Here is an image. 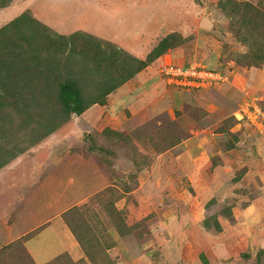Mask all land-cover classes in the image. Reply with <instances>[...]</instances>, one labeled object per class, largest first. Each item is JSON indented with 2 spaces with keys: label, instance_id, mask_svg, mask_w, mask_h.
Listing matches in <instances>:
<instances>
[{
  "label": "rangeland",
  "instance_id": "obj_1",
  "mask_svg": "<svg viewBox=\"0 0 264 264\" xmlns=\"http://www.w3.org/2000/svg\"><path fill=\"white\" fill-rule=\"evenodd\" d=\"M222 1L3 0L6 6L0 8V29L28 14L57 34L84 32L126 48L141 59L170 33H178L184 40L142 70L143 79L138 84H127L128 94L120 90L110 94L105 118L72 115L50 135L56 141L53 146L45 143L49 136L23 153L22 167L69 164L100 167L106 174L103 190H94L86 202L72 206L62 217L81 236L80 243L76 239L81 256L66 253L49 264H175V248L182 261L191 264L185 254L191 238L188 229L197 217L203 226L214 214L208 210L204 216L207 207L199 211L198 200L210 199V186L216 184V177L228 184L222 187L218 183L216 195L222 209L230 207L232 212L234 206L246 207L255 198L264 197V185L254 187V179L264 167H260L261 162L258 167H247L257 157L244 151L240 161L232 158L235 166L224 167L223 155L225 150L234 149H224L233 133L244 137L242 131L252 135L264 127V0H235L239 9L233 3L227 11L219 8ZM259 48L263 49L262 58L255 56ZM39 51L42 59L48 57L49 53ZM165 64L174 72L178 67L189 68L195 73L189 79L199 88L168 82L161 71ZM211 71L221 78L208 83L206 73ZM254 71L260 77H250ZM157 101L154 110L160 115L152 117L145 104ZM133 113L137 115L134 118ZM191 129L198 132L199 139L192 146L186 139ZM6 136L9 143L16 139L19 147L31 139L28 136L18 141L14 134ZM205 145L217 151L198 159L195 166L199 167H188L196 154L205 152ZM48 154L50 159H46ZM204 159L216 167H201ZM247 173L245 184L242 179ZM86 180L87 188L96 181L93 175ZM261 222L264 233V218ZM262 245L252 255L247 254L251 256L246 258L247 264H264V239ZM26 260L15 259L13 263L28 264Z\"/></svg>",
  "mask_w": 264,
  "mask_h": 264
},
{
  "label": "crops",
  "instance_id": "obj_2",
  "mask_svg": "<svg viewBox=\"0 0 264 264\" xmlns=\"http://www.w3.org/2000/svg\"><path fill=\"white\" fill-rule=\"evenodd\" d=\"M125 42L128 43V40ZM257 74L254 71L249 75L256 79L260 77ZM140 75L141 73L120 86L116 91L120 90L127 93V84L131 82L138 84L143 79L140 78ZM240 75L241 77L245 75L244 70ZM242 81L244 82V80ZM152 85L150 83V86ZM164 97H167V95H164ZM158 102H155L156 105L153 102L145 104L148 107L146 109L153 113L151 114L152 117L160 115L159 113L155 114L156 110H154L158 106ZM105 106L107 107V105L95 104L80 116L92 117L95 114L99 115L98 120L103 119L105 118L103 117ZM136 116L133 113L132 118ZM258 128H262V131L252 135L246 130L245 132L242 131L244 137L240 136V140L235 144V147L244 145L242 148L239 146V149H235L234 147L232 150L223 152V155L226 156L224 157L226 164L224 167L235 166L236 162H233L232 158H237L240 161V157H242L240 153L244 151L258 158L254 160L253 165H246L247 167H258V162H261L260 167H264V127L260 126ZM190 132V137L185 138L188 140V144L192 146L199 139L198 132H194L192 129ZM203 137H205L204 134ZM55 142L54 138L50 136L45 143L53 146ZM43 146L46 147L45 144ZM206 146L208 145L204 147ZM38 148L36 147L35 150ZM216 151L214 147H206L205 152H199L196 154L195 160L191 159L188 167H199L195 166L198 165V159L203 158L205 155L209 157ZM25 156L23 154L0 168V264H18L17 262L13 263L15 259L19 262L22 259H27L28 264H49L56 257L66 253L74 258L80 257L82 252L78 246V241L74 237L67 219L62 217L72 206L86 202L92 196L94 190H103L102 188L107 183L105 172L100 167H68L69 164H67V167H22L19 162ZM47 156L46 159H50L51 154ZM203 164L201 167H216L215 163L212 164L210 160L205 161L204 159ZM89 175H93L96 181L94 185L87 188L86 185L89 183H84V180ZM257 175L254 179V187L260 189L264 185L263 169ZM248 176L247 173L244 177L245 180L242 179L245 184H247ZM214 182L216 184L210 186L211 191L208 195L210 199L201 200L204 207L198 200L199 211L201 212H203L209 201L215 200L214 204L207 210L204 209V216L209 213L208 210L212 213H219L218 201L220 199L216 195L220 190L218 183L222 187L228 185L223 183L224 181L218 180L217 177ZM227 190L228 192L232 191V187L227 188ZM262 207H264V197H257L246 207L234 206L230 217H225L219 213L220 231L215 228L206 231L204 226L199 224L201 217H197L194 225L188 229L191 238L190 243L186 244L185 254L187 259L193 261L194 264H247L246 258L249 257L247 254L252 255L253 251L259 250L263 246L264 233L261 220L263 221L264 218V210H262ZM200 244H202L203 249L200 248ZM174 252L175 264H190L189 261H182V256L178 254L177 248ZM168 262L171 263V261Z\"/></svg>",
  "mask_w": 264,
  "mask_h": 264
},
{
  "label": "trees",
  "instance_id": "obj_3",
  "mask_svg": "<svg viewBox=\"0 0 264 264\" xmlns=\"http://www.w3.org/2000/svg\"><path fill=\"white\" fill-rule=\"evenodd\" d=\"M233 3L239 9L235 0L222 1L219 8L227 11ZM5 6L0 0V8ZM183 42L181 35L170 33L141 59L84 32L60 35L28 14L15 18L0 29V140L3 141L0 144V168L49 137L72 115L79 116L95 104L106 105L110 94ZM39 48L45 54L49 53L48 57L42 59ZM262 53L263 49L259 48L255 56L261 57ZM3 132L6 138L9 133L15 138L21 134L18 141L28 136L31 139L19 147L16 139L15 143L7 142ZM111 132L122 137L117 131ZM232 136L224 149L235 147L240 140L239 135L233 133ZM214 201H209L206 207ZM220 210L223 216H232L230 207ZM219 213L205 219V229L221 230ZM67 223L79 241L81 236L75 233L68 220Z\"/></svg>",
  "mask_w": 264,
  "mask_h": 264
},
{
  "label": "built area",
  "instance_id": "obj_4",
  "mask_svg": "<svg viewBox=\"0 0 264 264\" xmlns=\"http://www.w3.org/2000/svg\"><path fill=\"white\" fill-rule=\"evenodd\" d=\"M188 69L178 67L175 70V72H176V74H175V72L172 71V70H174L173 67L169 66L168 64H165V66L163 67V69L161 71H162V74L165 76V78L168 82H174V84L178 83L181 87H184V88H186V87L199 88V86L196 85L195 82L190 81L189 78H192V76L194 77L195 73L192 72L191 70H188ZM173 74H174V76H173ZM183 76H184V78H183ZM206 76H207L206 79L208 80V83L217 81L218 78H221L219 76V74L212 72V71L206 73ZM204 79H205V77H202L203 81H205ZM200 86H202V85H200Z\"/></svg>",
  "mask_w": 264,
  "mask_h": 264
}]
</instances>
